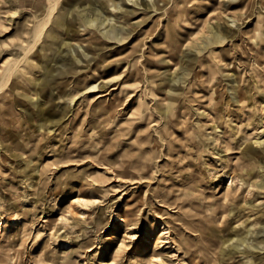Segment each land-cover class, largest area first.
I'll return each mask as SVG.
<instances>
[{"label": "rangeland", "instance_id": "374dc122", "mask_svg": "<svg viewBox=\"0 0 264 264\" xmlns=\"http://www.w3.org/2000/svg\"><path fill=\"white\" fill-rule=\"evenodd\" d=\"M263 61L264 0H0V264H136L161 206L120 221L132 193L94 174L138 160L135 197L181 206L164 264H264ZM88 174L102 201L80 218Z\"/></svg>", "mask_w": 264, "mask_h": 264}, {"label": "bare ground", "instance_id": "6f19581e", "mask_svg": "<svg viewBox=\"0 0 264 264\" xmlns=\"http://www.w3.org/2000/svg\"><path fill=\"white\" fill-rule=\"evenodd\" d=\"M86 38H84L85 40ZM240 65H243L242 63H239ZM245 64V63H244ZM262 66L264 67V61L262 62ZM248 68V65L244 67V69ZM117 88L116 86H114L111 90L113 91H106L107 89H105V91L98 93L97 95H95L94 97V102L96 104H104V103H109L111 99H113L115 97V94L117 93ZM122 88V87H120ZM116 91V92H115ZM120 91V89H119ZM136 113L132 112L129 113L126 120L127 123H129V120H134V118ZM135 116V117H133ZM251 115H249L247 117V119H250ZM130 121V123H131ZM153 124H156V122H153ZM264 130V126H260V127H254L252 130L251 134H254L256 131L257 132H261ZM252 143H255L257 145H260V150L259 151H254L252 153L255 154L257 156L258 159L264 160V154H262L264 152V140L260 141V138H256L254 140H252ZM140 156V155H138ZM253 157V156H251ZM250 157V158H251ZM261 157V158H260ZM239 158V156L237 157ZM249 158V159H250ZM253 159V158H252ZM125 163H117V162H101L100 163V168L101 172H97L94 174V177L96 178L97 176L102 177V175L104 173H113V176H109L108 178H104V179H100V182H104L106 180H108L110 178L111 182L115 181L116 183L112 184L111 187V192L113 191V193L115 194V192L117 191V194L114 196L115 199L121 200L123 199L126 195L131 194V196L128 198L127 204L125 205V212L124 215L122 217L119 218L120 221L123 222H129V220L131 219L130 216L131 215H135V214H139L141 213V211L143 209L146 208V203L147 202H156L157 204H159V206H161V209H158L156 212H150L147 211L145 214V217L149 218L150 223L153 225V229H156L158 225L160 224H165V227L162 229L160 236L157 239V246L153 247L151 252H149L150 250L146 249L147 247H143V249L138 250V254L136 256H131V261H134L136 264H164V262H166V257H167V253L166 250L163 249L165 247V244L169 243V242H173L174 241V237L173 234L175 233V230L177 228L181 227L182 222L177 220L176 218H172L171 213L168 212V210H172L169 208H177V211H173V212H178V210L181 209L180 205H177L173 200H171L167 194H163L161 192H158V189L156 192H152L151 191V196L146 195V193L143 195V197L141 198H136V192L137 190L134 188H137V184L142 183L146 180H148L145 176V173L148 171L149 172V166H148V162L145 160H138L136 162H131L129 161L128 165L125 166ZM93 177L91 174L88 175H84L83 178L81 179L80 183H81V187H83V191H81L82 193L74 196L69 205H73L75 203H79L81 204V206L83 204H85L86 206L94 201L96 204L100 203L102 201V196H95L94 198L92 197H86L84 194H92L94 191H96L95 189V184L92 182ZM156 188V187H155ZM172 187H168V190H170ZM119 190V191H118ZM172 192V191H171ZM153 194V195H152ZM219 197V208H221V211H225V209L229 206L230 202L234 201V191L233 189H228L227 191L221 193L218 195ZM148 200V201H146ZM264 199H259L257 201V203L259 202H263ZM68 205V207H69ZM80 206V205H79ZM84 208L87 207H81V211L79 212V217L80 218H87L86 212L87 210H85ZM168 209V210H166ZM65 211L61 212L60 216L58 218H53L52 216L48 215V217L46 219L43 220V226H47L50 225L51 221H58L60 222V220H65L66 215H70L69 211L67 209H64ZM68 211V212H66ZM38 216V215H34L33 216V220L34 218ZM224 216V214H223ZM136 217V215H135ZM55 219V220H54ZM162 225V226H163ZM201 226H203V222L201 221H195V228L201 230ZM131 228H135L134 226ZM53 231V228H51L50 233ZM195 236L198 235L199 233L197 232V230L195 229ZM145 248V249H144ZM90 251L92 249H89ZM71 251V250H70ZM73 251V250H72ZM74 254V253H72ZM83 256V255H82ZM92 256V255H91ZM81 259L83 257H80ZM115 258L113 259V261H111L110 264H113L115 261ZM205 264V262L203 263Z\"/></svg>", "mask_w": 264, "mask_h": 264}]
</instances>
